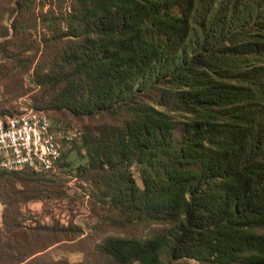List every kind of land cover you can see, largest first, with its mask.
Returning <instances> with one entry per match:
<instances>
[{
  "label": "trees",
  "instance_id": "1",
  "mask_svg": "<svg viewBox=\"0 0 264 264\" xmlns=\"http://www.w3.org/2000/svg\"><path fill=\"white\" fill-rule=\"evenodd\" d=\"M14 1L22 41L11 58L32 67V88L13 81L14 97L37 91L32 107L46 115L121 120L67 130L52 121L75 135L55 173L0 171L6 231L22 228L17 201L49 198L41 182L71 172L88 186L96 230L161 229L100 240L94 252L112 264H264V0Z\"/></svg>",
  "mask_w": 264,
  "mask_h": 264
},
{
  "label": "rangeland",
  "instance_id": "2",
  "mask_svg": "<svg viewBox=\"0 0 264 264\" xmlns=\"http://www.w3.org/2000/svg\"><path fill=\"white\" fill-rule=\"evenodd\" d=\"M14 2V0H0V45L7 41L4 49L8 57L2 60L0 54V70L11 72L10 77L0 80V111H15L18 114L26 108L33 109L32 99L37 97V91L14 97L16 92L13 81H21L24 89L32 88L29 81L32 67L19 70L15 68L16 60L11 58L16 53V45L22 41V37L13 36L11 30V24L17 15L15 12L10 16L12 13L10 11L15 9ZM6 9L9 11L8 14L4 12ZM6 31L9 32L8 37H3ZM39 58L40 55L36 60ZM47 115L51 122L65 121L67 124L64 125L63 130H67V126L82 129L100 124H116L121 120V118L114 119L106 115L81 120H75L66 113L50 112ZM72 149V145L65 147V151L68 152L67 160L72 164L71 169L78 164V157ZM72 176L70 172L55 183L41 182L42 190H48L50 194L49 198L41 202H30L24 205L17 201L15 207L22 223V228L17 231L10 233L6 231L5 224L1 220L4 208L0 205V264H14L19 257L44 247L48 248L24 264H112L109 260L95 254L94 248L100 240L107 236L145 238L161 230L159 227H151L147 230L116 231L106 226L96 230L99 224L91 203L85 197L88 186ZM16 188L18 189L19 186ZM38 226H54L58 229L75 226L83 231V235L46 236L32 231ZM22 234L26 235L23 237L27 241L26 245L21 240Z\"/></svg>",
  "mask_w": 264,
  "mask_h": 264
},
{
  "label": "built area",
  "instance_id": "3",
  "mask_svg": "<svg viewBox=\"0 0 264 264\" xmlns=\"http://www.w3.org/2000/svg\"><path fill=\"white\" fill-rule=\"evenodd\" d=\"M76 135H79L77 133ZM73 132L56 133L42 111L26 108L12 117L0 118V171L55 173L61 144H70Z\"/></svg>",
  "mask_w": 264,
  "mask_h": 264
}]
</instances>
